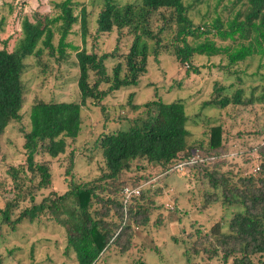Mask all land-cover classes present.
I'll use <instances>...</instances> for the list:
<instances>
[{"label": "trees", "instance_id": "16d2710c", "mask_svg": "<svg viewBox=\"0 0 264 264\" xmlns=\"http://www.w3.org/2000/svg\"><path fill=\"white\" fill-rule=\"evenodd\" d=\"M244 1L245 12L236 13L227 22L216 18L211 25L199 27L189 18V6L183 0H137L123 6L118 0H102L96 19L97 35L116 30L121 39L131 42L128 52L118 57L115 51L101 55L87 53L68 41L76 24H80L82 42L88 34L85 10L80 16L75 15L73 0L55 3L59 12L54 17L37 19L35 24L24 22L13 51H7L6 42L0 50V136L10 124L22 121L21 78L26 58L38 62L47 54L59 63L68 60L69 52H75L80 102L37 101L30 107L29 128L22 131L25 167L8 170L15 187L24 193L23 199L28 195L30 206L12 220L16 205L7 203L0 209V224L14 231L21 222L33 223L47 216L65 231V253L72 252L77 264H97L113 246L121 254L127 251L133 225L137 229L145 227L149 215L157 208L149 193H160L162 187H148L151 178L177 173L181 165L197 171L207 181L208 190L202 192L203 210L219 200L222 206L233 209L226 232L222 221L212 224L208 232L196 231L192 247L184 252L186 264H191L190 254H204L208 260L218 258L222 264H264V162L260 161L257 172L245 173L234 181L233 173L220 171L228 161L222 127H211L206 142L192 141L191 119L184 103L179 100L165 103L156 91L152 101L133 105L141 112L126 130L104 132L96 141L104 164L99 177L86 182L72 180L64 193H50L35 202L36 192L47 189L52 182L49 162L37 163L35 158L46 155L56 160L64 155L68 142L76 140L82 130L81 107L91 101L103 111L101 102L110 93L138 88L140 80L149 73L148 63L158 60L166 46L173 48L175 63L191 68L194 74L198 69L190 64L195 57H223L227 61L225 70L254 56L263 58L264 0ZM153 22L161 23L156 32L152 29ZM123 29L127 30L125 34ZM55 36H58L56 44ZM167 37L170 43H166ZM109 59L113 62L112 70L108 69ZM257 68L256 76L264 83V63ZM189 72L186 70V74ZM241 84L232 92L233 83L215 85L211 100L204 106L223 110L264 103V87L262 94L255 97L252 89L248 97L245 83ZM103 85H107L106 89L101 88ZM136 96L132 92L127 99L131 102ZM262 133L263 130L261 137ZM260 142L252 150L262 159L264 145ZM192 158L196 162L189 163ZM69 160L67 171L73 167L71 155ZM153 172L155 175L151 176ZM26 173L31 176L30 182L38 179L36 186L27 188ZM125 187L138 188L139 196L124 203ZM123 239L125 244L121 243Z\"/></svg>", "mask_w": 264, "mask_h": 264}, {"label": "rangeland", "instance_id": "374dc122", "mask_svg": "<svg viewBox=\"0 0 264 264\" xmlns=\"http://www.w3.org/2000/svg\"><path fill=\"white\" fill-rule=\"evenodd\" d=\"M60 1L0 0V50L3 48V42H6L7 51L12 52L21 38L24 22L35 24L37 19L43 21L44 18L54 17L59 12L54 5ZM118 1L123 6L135 4L137 0ZM183 2L189 6V18L199 27L211 25L216 18L227 22L236 13H243L247 9L244 0ZM73 3L75 15L80 16L81 11L85 10L88 34L86 41L82 42L81 27L76 24L68 37L70 43L79 49H85L87 53L95 52L98 55L115 51V56L118 57L122 52H128L131 42L121 39L116 30L109 34L97 35L96 19L102 7V0H73ZM160 25V22H153V31L156 32ZM126 32L127 30L123 29L122 33ZM57 38L58 36L54 38L55 44ZM170 42V37H167L166 43ZM162 43L164 45V42ZM166 47L157 62L150 60L149 73L140 80L138 88L110 93L101 102L103 111L100 105L97 106L91 101L81 107L82 130L76 140L68 142L64 155H60L56 160H51L46 155H38L35 158L37 163L49 162L52 175L50 187L36 192V203L50 193H64L72 180L86 182L99 177L104 164L100 150L95 146L96 141L104 132L126 130L141 112L140 109H134L133 105L141 106L152 101L155 91L165 103L177 100L184 103L191 119L189 130L193 133L192 141L206 142L211 127H222V141L226 145L228 159L227 165L220 169L222 173H233V180L236 181L245 173L258 171L264 158L259 159L252 149L260 142L261 131L264 129V103L255 102L245 108L230 106L223 110L207 108L204 103L211 100L215 85L220 87L233 83L234 86L230 90L232 92L244 82L246 96L249 97L252 89L255 97L262 94L264 83L258 80L256 73L258 65L264 63V57L248 58L227 70V61L223 57H195L190 64V67L198 69V73L194 74L191 68L177 65L172 57L173 48L170 45ZM69 54L68 60L59 63L47 54L38 62L32 57L24 60L25 71L21 78L24 89L22 121L10 124L0 136V209L9 202L16 205L13 208L12 220L24 208L30 206L28 195L23 199L24 193H20L8 174L10 168L18 170L26 164L22 149V131L29 128L30 107L37 101L80 102L75 52ZM112 65L113 62L109 59V70H112ZM186 70L190 72L186 74ZM106 87L107 85H103L101 88ZM132 92L137 96L130 102L127 98ZM194 122L197 126L193 125ZM70 155L73 167L67 171ZM150 175L154 176L155 172ZM29 177L30 174L26 173L24 183L27 188L36 186L38 179L30 182ZM149 183L148 187L162 188L160 193H149L150 200L157 208L149 215L148 224L139 229L133 225V235L127 251L121 254L120 249L113 246L101 256L97 264H139L140 261L145 264H186L184 252L192 247L197 230L208 232L212 224L222 221L223 231H227L226 223L233 209L222 206L219 200L203 210L202 192L208 190L207 181L197 174V171L184 168L177 173L152 177ZM121 243L125 244V239ZM65 248L64 229L47 216H42L33 223L21 222L14 231L8 225L0 224L2 264H77L73 253H65ZM190 258L191 264H222L218 258L206 259L204 254H190Z\"/></svg>", "mask_w": 264, "mask_h": 264}, {"label": "built area", "instance_id": "2783aa9c", "mask_svg": "<svg viewBox=\"0 0 264 264\" xmlns=\"http://www.w3.org/2000/svg\"><path fill=\"white\" fill-rule=\"evenodd\" d=\"M260 143L262 145H264V130H263V133H262V137H261V142ZM194 162H196V159H194V158L189 160V163H194ZM179 168L180 169H184V168H182L181 165L179 166ZM122 195H123L124 203H128L133 196H139V189L138 188L137 189H132V188H129V187H125L123 189Z\"/></svg>", "mask_w": 264, "mask_h": 264}, {"label": "clouds", "instance_id": "9594fccd", "mask_svg": "<svg viewBox=\"0 0 264 264\" xmlns=\"http://www.w3.org/2000/svg\"><path fill=\"white\" fill-rule=\"evenodd\" d=\"M264 130V129H263ZM259 170V169H258ZM257 172V171H256Z\"/></svg>", "mask_w": 264, "mask_h": 264}]
</instances>
